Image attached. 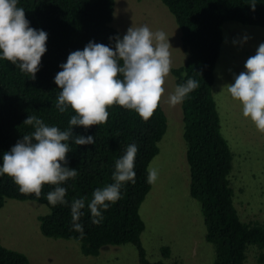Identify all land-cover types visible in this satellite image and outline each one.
<instances>
[{"label":"trees","instance_id":"trees-1","mask_svg":"<svg viewBox=\"0 0 264 264\" xmlns=\"http://www.w3.org/2000/svg\"><path fill=\"white\" fill-rule=\"evenodd\" d=\"M172 15L179 30V40L185 58L171 68L175 86L192 78L199 83L180 104L185 161L188 166V194L199 204L205 228L204 239L213 246L212 264H244L248 245L256 246L254 259L264 264V222L243 221L233 205V190L229 185L232 154L220 133L219 117L211 94L213 69L220 54L222 26L225 22L264 27V0H159ZM114 0H18L25 10L29 26L48 34L47 51L41 58L39 71L33 79L17 65L0 59V166L5 152L31 132L24 125L30 115H36L49 126L61 130L75 115L69 107L61 113L56 107L59 95L55 76L61 71L71 52L83 50L89 42L110 47L120 33L110 24ZM225 50V49H224ZM224 50L222 52H224ZM183 73H187L183 76ZM106 123L88 129L74 127V135L93 136L92 145H76L69 140L67 166L76 169L77 176L64 182L67 204H49L47 193L55 186L45 185L39 198L22 194L7 175L0 176V207L5 199L32 200L44 204L48 212L38 217L39 231L48 238L74 240L85 256H96L105 245L129 243L135 247L138 262L150 264L144 257L140 233L144 223L138 207L150 188L147 166L158 151L157 143L165 131V116L160 107L147 121L137 113L114 105L108 109ZM135 143V182L121 186V197L101 210L94 224L87 204L92 193L113 183L115 161ZM85 199L78 221L83 232L73 229L70 204L73 199ZM160 253L167 257L168 249ZM161 264L160 261L151 264ZM0 264H28L24 254L0 244Z\"/></svg>","mask_w":264,"mask_h":264},{"label":"clouds","instance_id":"clouds-1","mask_svg":"<svg viewBox=\"0 0 264 264\" xmlns=\"http://www.w3.org/2000/svg\"><path fill=\"white\" fill-rule=\"evenodd\" d=\"M256 0H251L255 7ZM48 34L29 26L23 7L18 0H0V59L17 65L22 73L35 78L42 56L46 53ZM113 47L89 42L84 49L71 52L61 71L55 76L59 95L56 107L64 113L70 107L75 115L68 121V128L61 130L49 126L36 115H30L24 125L32 131L23 135L10 151L5 152L0 166V176L7 175L22 194H35L39 198L45 185L55 186L47 193L49 204H67L66 188L61 185L77 176L76 169L67 166L70 152L68 141L76 145H92L95 138L74 135V127L88 129L101 125L109 118L108 109L114 105L134 111L147 121L158 108L165 93V78L172 67L169 38L162 30L153 32L147 25L131 26ZM247 38H245L246 41ZM244 71L234 75V82L223 86L230 97L242 106V114L249 118L256 129L264 134V43L259 44L255 55L250 56ZM186 76L187 73H183ZM199 83L189 78L178 85L168 96L171 106L181 104ZM135 143L127 146L125 153L115 161L113 183L98 188L87 204L98 224L111 203L121 197V186L135 182ZM147 182L154 184L158 170L147 169ZM85 199H73L70 204L73 229L83 232L78 223Z\"/></svg>","mask_w":264,"mask_h":264},{"label":"rangeland","instance_id":"rangeland-1","mask_svg":"<svg viewBox=\"0 0 264 264\" xmlns=\"http://www.w3.org/2000/svg\"><path fill=\"white\" fill-rule=\"evenodd\" d=\"M110 24L122 38L132 25L164 31L173 48L172 67L182 64L186 54L180 45L178 27L159 0H114ZM223 25L211 94L220 133L232 154L228 179L233 205L241 220L264 222V134L243 116L241 104L223 89L234 82V75L245 70L246 60L264 43V27L231 21ZM164 88L159 105L166 127L157 143L158 151L147 166L156 168L159 175L138 207L144 223L140 244L150 264H212L213 246L204 239L199 204L188 194L180 104L168 103V96L176 88L171 73L165 78ZM47 212V207L36 201L5 199L0 207V244L24 254L28 264H140L135 247L129 243L105 245L96 256H85L77 241L44 237L38 217ZM163 246L168 249L167 257L160 253ZM255 247L247 246L244 264H258L254 249H250Z\"/></svg>","mask_w":264,"mask_h":264}]
</instances>
